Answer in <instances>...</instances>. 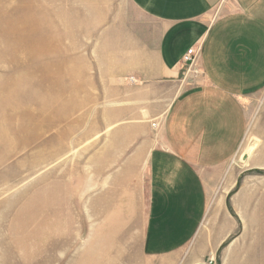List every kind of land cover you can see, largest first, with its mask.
<instances>
[{"label": "crops", "instance_id": "1", "mask_svg": "<svg viewBox=\"0 0 264 264\" xmlns=\"http://www.w3.org/2000/svg\"><path fill=\"white\" fill-rule=\"evenodd\" d=\"M125 3L98 45L102 77L86 91L72 85L71 94L95 96L99 145L88 149L85 179L69 181L71 199L62 202L57 186L46 199L73 206L76 182L87 193L114 185L104 187L102 206L113 204L116 190H143L146 264H203L208 255L218 264H264V246H221L240 222L245 234H264V182L236 189V217L222 212L219 229L200 232L223 164L248 137L252 97L264 90V0ZM191 46H200L198 74L184 80L182 56ZM261 132L256 154L241 156L264 166V124Z\"/></svg>", "mask_w": 264, "mask_h": 264}, {"label": "rangeland", "instance_id": "2", "mask_svg": "<svg viewBox=\"0 0 264 264\" xmlns=\"http://www.w3.org/2000/svg\"><path fill=\"white\" fill-rule=\"evenodd\" d=\"M23 1L0 0V264H146L143 190H116L110 193L115 204L102 206L96 204L103 202L104 187L111 184H95L94 192L87 193L76 182L73 206H56L46 199L55 186L65 190L73 177H86L88 149L93 151L100 142L92 137L96 112L90 101L95 96L71 91L74 82L79 91H86L88 82L102 77L103 64L95 62L103 54L100 39L117 15L112 11L127 4L42 0L45 11L34 9L31 14L41 24L11 28L4 21L22 14ZM14 30L28 38H49L51 52L39 59L14 58L12 46L21 43L12 40ZM252 98L248 137L223 164V180L209 195L200 232L219 229L222 212L236 217L230 204L236 189L247 182L260 188L264 182V166L241 156L244 149L256 154V137L264 124V90ZM70 190L64 191L62 202L71 199ZM245 229V222L238 223L224 234L221 246H264V234H245ZM210 262L220 260L208 255L202 263Z\"/></svg>", "mask_w": 264, "mask_h": 264}, {"label": "bare ground", "instance_id": "3", "mask_svg": "<svg viewBox=\"0 0 264 264\" xmlns=\"http://www.w3.org/2000/svg\"><path fill=\"white\" fill-rule=\"evenodd\" d=\"M41 2L42 0L41 1L40 0H25V3L23 1L24 7L22 10V14L16 18L15 17L6 18L4 23H9L10 27L14 29L15 27H18L19 25H21L22 27L26 25L27 27L31 28V27L41 24V21L37 19L38 17L36 18L31 15L34 9H35V12L41 9H43V12L45 11V8L41 5ZM43 38H44L43 36H37V35H34L33 37L30 36L28 38V36L25 35V33L23 34V33H20L19 31H17L16 33L14 30V33L12 35V40H17L21 42L18 45L12 46V54L14 58L20 59L22 55L27 56V57L28 56L33 57L36 59H39L41 56H47L48 52L50 51L48 46L52 41L50 42L49 38H46L45 40H43ZM51 50L53 51V49Z\"/></svg>", "mask_w": 264, "mask_h": 264}, {"label": "built area", "instance_id": "4", "mask_svg": "<svg viewBox=\"0 0 264 264\" xmlns=\"http://www.w3.org/2000/svg\"><path fill=\"white\" fill-rule=\"evenodd\" d=\"M199 57H200V46L189 47L182 56V63H183L182 74L184 80L188 78H194L195 76H197ZM152 126H155V123H153Z\"/></svg>", "mask_w": 264, "mask_h": 264}]
</instances>
